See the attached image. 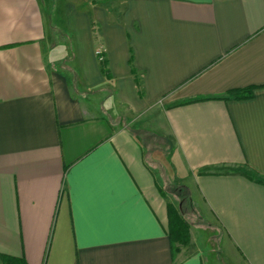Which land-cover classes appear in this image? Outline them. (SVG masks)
<instances>
[{
  "label": "crops",
  "instance_id": "0c3cea01",
  "mask_svg": "<svg viewBox=\"0 0 264 264\" xmlns=\"http://www.w3.org/2000/svg\"><path fill=\"white\" fill-rule=\"evenodd\" d=\"M249 172L264 176V0H0V256L207 264L172 253L175 176L231 264H264V186Z\"/></svg>",
  "mask_w": 264,
  "mask_h": 264
},
{
  "label": "rangeland",
  "instance_id": "374dc122",
  "mask_svg": "<svg viewBox=\"0 0 264 264\" xmlns=\"http://www.w3.org/2000/svg\"><path fill=\"white\" fill-rule=\"evenodd\" d=\"M55 37V46L59 47L64 52L66 57H70L72 54V49L74 48L73 38L69 35H65L62 31H59L54 35ZM68 66L70 61L67 59L65 62ZM122 112L117 110V112ZM111 112V110H110ZM111 114H113L111 112ZM138 116H129V123L133 129H145L146 124L144 121L139 119ZM162 145L163 140L149 141L146 140L145 145L146 149H154L155 154L162 156V159L165 160V155L168 153L167 146L160 147L159 143ZM163 150L162 152H159ZM153 152V151H152ZM148 162L151 165H155L153 153H148ZM165 167V164H162ZM167 169V168H166ZM168 185L171 186L170 181ZM167 191L172 193L174 205L179 209L183 218L189 224V242L186 247L182 248L180 254H189L192 252H201L207 264H231L232 257L231 251H228L227 246H225L224 238L217 229V225L209 216L207 210L205 209L203 202L195 194L194 190L187 185V183L180 181L174 176V188L168 187ZM227 245V244H226ZM233 260V259H232Z\"/></svg>",
  "mask_w": 264,
  "mask_h": 264
},
{
  "label": "trees",
  "instance_id": "16d2710c",
  "mask_svg": "<svg viewBox=\"0 0 264 264\" xmlns=\"http://www.w3.org/2000/svg\"><path fill=\"white\" fill-rule=\"evenodd\" d=\"M100 66L102 67V72L105 76H109L107 63L103 59L100 62ZM254 97V89L247 90H239L230 92L225 98H218L219 100H237V101H245L251 100ZM208 99L201 98L194 102L206 101ZM191 102V103H194ZM245 176L250 178L252 181L264 186V176H260L255 172L245 173ZM168 235L172 245V253L174 256L180 254L183 247H186L189 242V224L183 218L179 209L173 205L168 204ZM0 261L2 264H26L21 259H16L8 256H0Z\"/></svg>",
  "mask_w": 264,
  "mask_h": 264
},
{
  "label": "built area",
  "instance_id": "2783aa9c",
  "mask_svg": "<svg viewBox=\"0 0 264 264\" xmlns=\"http://www.w3.org/2000/svg\"><path fill=\"white\" fill-rule=\"evenodd\" d=\"M97 54H98V56H100V58H99L100 60L99 61L101 62L104 58L101 56L100 52H98Z\"/></svg>",
  "mask_w": 264,
  "mask_h": 264
}]
</instances>
